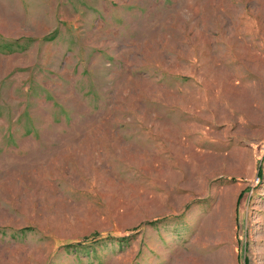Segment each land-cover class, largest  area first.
<instances>
[{
  "label": "rangeland",
  "instance_id": "374dc122",
  "mask_svg": "<svg viewBox=\"0 0 264 264\" xmlns=\"http://www.w3.org/2000/svg\"><path fill=\"white\" fill-rule=\"evenodd\" d=\"M0 264H264V0H0Z\"/></svg>",
  "mask_w": 264,
  "mask_h": 264
}]
</instances>
